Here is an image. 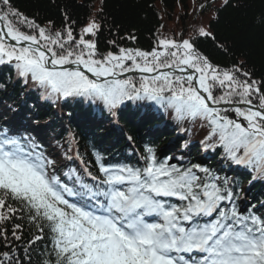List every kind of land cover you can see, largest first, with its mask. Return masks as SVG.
I'll return each mask as SVG.
<instances>
[{
  "label": "snow or ice",
  "instance_id": "snow-or-ice-1",
  "mask_svg": "<svg viewBox=\"0 0 264 264\" xmlns=\"http://www.w3.org/2000/svg\"><path fill=\"white\" fill-rule=\"evenodd\" d=\"M69 19L65 13L58 29L41 25L14 0H0V66L53 106L87 102L97 110L93 120L150 101L189 137L198 126L202 149L217 153L220 167L158 156L151 146L135 164L94 152L93 164L81 158L71 167L70 153L80 156L75 134L57 141L63 151L54 156L45 129L8 105L0 113V244L8 249L0 264H33L37 247L38 264H264V212L245 206L244 189L222 174L233 165L264 181V76L255 78L245 61L215 63L183 34L158 37L151 50L110 40L116 51L101 52L93 39L101 23L93 18L74 34ZM194 36L228 52L209 27ZM17 241L24 259L15 255Z\"/></svg>",
  "mask_w": 264,
  "mask_h": 264
},
{
  "label": "trees",
  "instance_id": "trees-1",
  "mask_svg": "<svg viewBox=\"0 0 264 264\" xmlns=\"http://www.w3.org/2000/svg\"><path fill=\"white\" fill-rule=\"evenodd\" d=\"M218 1L14 0V3L20 11L31 18H35L37 23L48 25L51 21V26L57 29L65 24V13H67L70 18L68 23L71 24L74 34H78L89 20L95 18L102 25L101 32L93 38L97 39L98 48L101 52L116 51V48L108 43L110 40H115L116 44L122 47L151 50L158 37L166 36L180 39L181 34H183V38L192 36L196 39L198 47L208 54L215 63L223 67H230L240 61H245L248 68L254 71L255 78H261L264 76V26L261 25V20H264V0H230L228 5H225L223 0ZM237 2L242 6H233ZM201 5L205 7L201 8ZM198 10L199 12H197ZM196 17L203 19L199 20L201 26L210 28L216 35L217 41L228 49L227 53L222 48L217 47L210 39L194 36L197 29L193 30L195 25L192 26L191 24L198 21ZM129 36H135V40L128 39ZM3 72L2 75L0 74V85L7 84V87L6 89L0 87V93L6 98H20L23 88L18 89V85L13 86V75L9 79V69H3ZM10 93L13 96H10ZM36 94L37 97L41 98L39 89H36ZM33 101L35 102V100ZM33 105L35 104L33 103ZM46 106L48 109L35 111L38 121L47 117H54L52 105L47 102ZM27 109L33 111L30 114L33 116L35 108L28 103ZM130 111H133L132 108ZM122 119L137 143L140 144L141 140L148 142L147 137L143 136V132L146 131H143V128L148 127L151 121L147 124L143 122L141 126H138L136 124L138 118L136 117L132 121H128L124 117ZM72 127L77 132L78 123ZM82 136L84 137L83 134ZM94 138L96 143L100 139L99 136H94ZM120 142L121 144L126 143L125 139H120ZM155 144L162 145L161 142ZM213 154L216 157L217 153ZM241 183L242 181L237 182L240 187ZM259 198L264 200L263 192H260ZM258 210L264 212V209L259 208ZM15 245H19L15 255L24 259L26 253L23 242L17 241ZM4 251H8V249L0 244V252ZM40 254L41 247H37L32 252L33 264H38ZM25 264H27L26 259Z\"/></svg>",
  "mask_w": 264,
  "mask_h": 264
},
{
  "label": "rangeland",
  "instance_id": "rangeland-1",
  "mask_svg": "<svg viewBox=\"0 0 264 264\" xmlns=\"http://www.w3.org/2000/svg\"><path fill=\"white\" fill-rule=\"evenodd\" d=\"M218 2H221L220 0L218 1ZM200 9V8H199ZM197 12H199V10L197 11ZM197 18V17H196ZM207 18V17H206ZM193 19V18H192ZM198 19V21H195L194 22V24L192 23L191 25L193 26V25H195V27H191L193 30H196L198 27H200L201 26V22L199 21V20H203L202 18H197ZM190 21H192V20H190ZM193 32V31H192ZM113 121L112 120H109L108 121V124L107 125H113V123H112ZM127 129L125 128V127H123V130H122V133H124L125 131H126ZM171 146L172 147H175L176 149H180L177 145H175L174 143H171ZM162 150H163V148H162ZM198 152H199V150H198ZM201 152V151H200ZM203 152V151H202ZM163 155H164V153H163Z\"/></svg>",
  "mask_w": 264,
  "mask_h": 264
},
{
  "label": "bare ground",
  "instance_id": "bare-ground-1",
  "mask_svg": "<svg viewBox=\"0 0 264 264\" xmlns=\"http://www.w3.org/2000/svg\"><path fill=\"white\" fill-rule=\"evenodd\" d=\"M201 139H202V138H200L199 141H200ZM198 144H199V146H200V147H199V151H201V153H199V154H200L201 157H202L203 155H205L204 152H202V151H204V150L202 149L200 143H198ZM245 200H246V199H245Z\"/></svg>",
  "mask_w": 264,
  "mask_h": 264
}]
</instances>
